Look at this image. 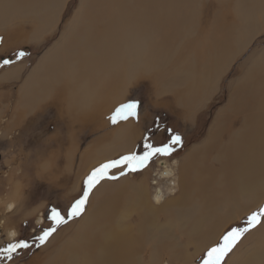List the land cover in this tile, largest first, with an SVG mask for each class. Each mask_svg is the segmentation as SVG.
Instances as JSON below:
<instances>
[{"label":"bare ground","instance_id":"6f19581e","mask_svg":"<svg viewBox=\"0 0 264 264\" xmlns=\"http://www.w3.org/2000/svg\"><path fill=\"white\" fill-rule=\"evenodd\" d=\"M67 1L0 0V34L5 41L13 36L16 46L32 35L42 42L47 36L50 38L58 26ZM214 4L202 5L203 28L195 17L202 8L199 0H81L60 41L42 55L37 67L20 87L18 108L6 126L20 125L19 120L25 118L24 107L36 113L39 107L45 110L54 106L59 120L69 129L75 123L93 125L91 129L94 130L104 128L108 124L104 117L111 112L110 107L121 102L114 98L131 90L130 83L141 74L156 77L158 72L155 70L161 68L159 66L163 69L160 72L164 73L167 69L163 59L169 54L174 59L183 51L185 56L181 62L184 67L180 69L187 88L177 89L173 83L170 93L174 104L183 106L184 120L193 122L192 114L211 101L234 61L257 37L264 35V2L253 4L248 10L233 6L230 0H217ZM212 11L215 13L211 20L208 16ZM248 27H251V33H248ZM206 32L211 36L207 37ZM198 34L202 35L199 37ZM182 37L188 39L184 44ZM178 45L181 51L175 50ZM253 57L248 59V64L252 63ZM141 67L147 71L142 72ZM21 71L15 66L4 71L2 76L5 80H16ZM168 71L165 72L167 76ZM170 74L173 82L174 78H179L174 68ZM164 76L158 74L159 80ZM159 86H156L157 92ZM228 92L230 103L214 118L207 138L191 147L184 156L176 158L173 165H168V159L163 162L164 170L159 178L171 180L174 187L169 190H178V196L166 200L161 198L159 191L155 195L156 203H152L148 172L139 180L123 179L122 183L128 182V185L122 190H110L102 185L92 195L85 217L78 224L71 223L52 240L55 256H47H52L53 260L48 261L49 257L45 256L41 261L45 264H140V242L149 231L162 232L173 226L171 222L157 224L155 220L174 214L186 217L185 212L191 210L196 219L190 218V224L179 227L187 242L194 245V252L181 250L176 254L177 245H174L168 260L176 262L175 259L180 258L183 264L188 263L198 257L205 246L217 241L229 224L248 211L246 208L259 202L260 194L257 193L264 184V52L246 68L243 76L234 84L231 82ZM2 107L7 108L6 105ZM64 110L67 115L69 113V120L64 119ZM142 131L136 120L129 119L118 127L113 138L106 133L89 143L80 158L72 190H80L82 173L105 161L107 156L133 150ZM74 133L68 131V136L72 137ZM66 148L67 157L74 159L78 150ZM59 156L58 150L53 157L58 159ZM74 167L72 163V167L65 170L71 172ZM61 171L64 173L63 169ZM131 184L136 186L135 191L127 190ZM207 190H219L216 192L223 196ZM242 202L248 203L246 208L242 207ZM9 210H14L13 205ZM134 217L141 221L132 222ZM42 222L40 217L39 223ZM12 233L16 232L9 233L15 238ZM249 243L254 244L251 250L243 251ZM161 257V254L156 255L154 264H162ZM230 264H264V228L248 235L232 254Z\"/></svg>","mask_w":264,"mask_h":264},{"label":"rangeland","instance_id":"374dc122","mask_svg":"<svg viewBox=\"0 0 264 264\" xmlns=\"http://www.w3.org/2000/svg\"><path fill=\"white\" fill-rule=\"evenodd\" d=\"M205 1L208 3H206ZM215 1L217 0L214 1L199 0L201 7L203 3H205V6L207 7L210 5L215 6L214 4ZM222 1H227V0H222ZM230 1L233 4V6L241 10H248L253 4H259L261 2H264V0H230ZM80 3L81 0H68L66 2L61 12V17L58 26L55 29L56 31L54 30L51 33L50 38L49 36H47L46 39L42 40V42H38L36 40L38 38L35 39L34 35H32L31 37L29 36V39L24 41L23 44L16 46V41L14 37L11 36L8 39V41H5L4 38V42L0 44V62H2L3 58H13L15 51L21 48L27 50L29 53V55L26 56L22 61H19L10 66L0 68V110H1L0 117L2 118L0 119L1 122L0 124V246H5L9 241L17 238L31 239V237L34 234L38 233L41 227L49 226L51 224V221L45 219L46 211L52 206H59L61 210L66 209L69 206V204L74 199L78 198L79 195L81 194L82 182H83L82 179L89 172L88 171L87 173H82L83 176L80 181V186H81L80 190H72V185L75 182V178H73L72 175L73 173L67 170H63L64 173H62L61 170L66 168L65 167L66 164L63 163L62 164L63 166H60L62 162H65L63 161L65 156L63 154L61 155L62 153L61 151L59 152L60 156L57 159L60 161L59 163H57V165L59 166V167L56 166L58 168L57 170L54 169L53 165L50 166L48 165V163L45 164L46 160L51 163H53V161L56 160L51 157L47 158L46 155L51 150L56 151L57 145H60V147H62V144L67 145L66 141L62 138L63 133H65L64 124L61 120H59L60 117L56 116L57 112L54 106L48 107L45 110H41L42 108L39 107L36 110V113H33L28 108L26 109L24 107L25 111L23 113V116H25V118L22 117L23 121L19 120V122L21 121L20 125H18L19 127L15 125L14 126L10 125L11 127L9 126L8 128L7 127L8 125L6 126V123L9 124V122H11L10 121L11 117L14 114L15 109L18 108L17 105L19 99L18 92L23 82L25 81L26 77L34 70V68L37 67V64L40 58L42 57V55L47 50H49L50 47H52V45L54 46V44L60 41L61 35L66 30L65 29L66 24L72 20V17L75 16L76 10L79 9ZM215 10L217 9L215 8ZM214 13L215 11H212L211 14L208 16V17L211 16L210 17L211 20L213 19L212 14ZM195 17H198V24H201L204 28L205 17L203 13V7L200 9V11L196 14ZM208 25L209 23L207 24V26ZM251 25L254 26L253 24ZM176 26H179L178 21H176ZM263 26L264 25H262V27ZM232 28L233 30L235 29L234 27ZM27 30L30 31L31 28H27ZM229 30L232 29L229 28ZM248 30L250 31L248 33H251L252 30L251 27H248ZM201 35L202 34L200 35L198 34L197 36L200 37ZM0 36L4 37L3 34H0ZM208 36L211 35L207 33V37ZM187 41L188 39L186 37L181 38L182 44H184ZM178 42L180 43V41ZM179 45L178 47L175 48V50L179 49ZM4 48L5 50L1 52V50ZM263 49H264V35L263 36L261 35L260 37H257L254 40V42L246 49L243 55H241L234 61L231 68L229 69V72H227V74L221 80V83H219L217 93L214 94V96L211 98V101L208 100L209 104L206 102V104L204 105L206 106L205 108L203 107L201 111L200 109L198 111L196 110L195 111L196 114H192V117H194L193 122H186L184 120V117L181 115V110L184 109L183 106L181 104L175 105L174 104L175 101H173V97L170 93V88L171 86L173 87V83L177 85V89L185 90L187 88L186 85H184L185 78L184 79L181 78L183 77V75L181 74L182 69H180V67L181 68L184 67L181 61L185 56V51L176 54L174 56V59L171 58L172 55L170 54L163 59L164 63L166 64L164 65L165 70L166 69H167L166 71L169 70L168 71L169 77L166 75L165 73L166 71L164 72L165 76L163 72L162 73L160 72L163 70L162 66H159L161 68L157 67L158 69L155 70L156 72H158V74L164 76L160 80L158 74H155L156 75L155 77L153 76L154 74L145 73L147 69H142L141 67L140 70L145 74H141L139 77H137L135 80H133L130 83L131 86L129 87V89L131 90H129L124 96L114 98V101L119 100L121 102L129 98H136L142 101V108L140 111V115L142 117L141 125L144 131V137L148 136L150 138V142L154 144H158L160 142L165 141L168 136V134L164 131V129L166 128L173 129L183 137V145L177 148V151L173 154L172 157L156 158L154 162L150 164L148 169L145 170V173L148 172V175L150 176L148 178L151 183L149 191L151 194L152 203L153 202L154 204L156 203L155 195H157L159 191H161L162 193L161 198L166 200H170L179 195L178 190H169L170 188L174 187V184L170 182L171 180H163L159 178L164 170L163 162L166 159H168L167 160L169 162L168 165H173V162L175 161L176 158L179 159V157L184 156L191 147H193L196 144L202 143L207 138L210 131L209 127L210 126L212 127L214 124L213 122L214 118L218 116L220 110L227 103H230L228 99L229 85L231 84V82H233L234 84L241 76H243L246 68H248L250 64L252 65L253 62L255 63L258 60V58L260 59V57H262V54L264 52ZM179 51L181 50L179 49ZM252 55L254 56L253 58L255 60L253 59L251 61L252 63L248 64V59H250ZM15 66H18L20 69L23 70L18 75V79L5 80L2 76L4 71ZM155 68L156 67H152V69ZM173 68L175 69V74L179 77L177 79L174 78V82L172 81V76L170 74ZM177 71L180 73L177 74ZM135 81L138 83H136ZM154 82L156 83L153 84ZM164 82H168L169 84L166 83L165 85ZM156 86L157 87L159 86L158 92H157L158 88ZM157 101H159L161 104L159 105ZM2 105H6L7 108L3 109ZM21 108L22 107L20 106L19 109ZM112 109L113 108L110 107V110ZM64 119L66 120L70 119L65 110H64ZM157 124H159L160 126L159 130H157L156 127ZM85 127H82L80 123L74 124L75 131L77 130L80 133H82V131H80L79 129ZM88 128H89L88 132L90 133L91 126H89ZM56 129H59L60 131L59 137L57 139H53L52 135L56 131ZM57 141L59 143H57ZM141 143L142 140L138 143L136 151H140ZM42 158L44 160L43 168L45 167L46 168L44 171L41 172L39 169V159ZM70 166L71 164L69 165V167ZM49 169L51 170L52 174L50 173V171H48ZM145 173L144 175L143 172L130 173L125 177H130V176L133 177L135 175L136 177L141 175H143L144 177ZM125 177H121L120 179L122 178L126 179ZM117 181H104L99 186L106 185V187L110 188V190H119L118 188H121L122 190L128 185V182L124 184L120 183L119 185L109 183V182L115 183ZM154 182L155 183L158 182V184L152 185V183ZM127 190L135 191L136 186L131 184L128 186ZM207 191L212 194L215 193L216 196H223V195H219L218 194L219 192H216L219 190H212V191L207 190ZM259 191L260 193H257L258 195L260 194L259 202L256 205L249 206V208H246L245 206L248 203L242 202L244 203L242 204V207H245L248 211L246 213H243V215L239 218V220H236L234 221V223L229 224L226 230L229 229L230 227L243 226V222L247 214L251 210H255L258 206L264 204V184H263V188H260ZM95 192L96 190L93 191V194ZM92 195L90 197V203L87 205L86 211L82 215V217L77 218L76 220L71 221L69 224L62 226L60 229H58L57 233L54 234V236L48 242L50 243V245L47 243L45 246L39 249L33 248L29 251L22 252L14 260L10 262L4 259H0V264H34V261L38 264H45V262L43 263V261H41L45 256H47L48 254H52V256L53 255L55 256L54 254L55 247L53 243L51 244L52 240H54V238L64 229L70 226L71 223L72 224L77 222L79 223V221H81L85 217L91 205ZM10 205H13L14 207V210L12 212L9 210ZM185 214L186 217L180 214H174L173 216H167V217L160 216V218H157L155 220V223L157 224H167L171 222L173 226L166 227L162 232H156L153 230L149 231V234H147L146 237H144L145 239L143 238V241L140 242V245H142V247L139 249L140 251H138L139 254L138 259H140V264H150V263L154 264L155 256L158 254L162 255L161 259L164 264L167 263L183 264V261L180 260V258L179 259L176 258L175 259L176 262L173 261L171 262L170 260H168L170 259L169 254L171 253L172 247L174 245H177L176 251L178 252L176 254H178L181 250H185V251L189 250L192 253L194 252L193 249L194 245L187 242V238L182 233H180L181 228L179 226H182V228H184L186 223L188 225L192 222V220L190 221V218L194 220L196 218L194 217V212L192 210L190 212L186 211ZM40 217L43 218V222L41 224L39 223ZM131 221L135 223V222H140L141 220L140 219L137 220V218L134 217L132 218ZM12 230H14L17 233L15 238L10 237L9 233ZM253 245H254L253 243H249L246 247L247 249L244 248L243 251H250ZM207 246L204 247L203 252L198 254V257L195 256L196 257L195 259L193 258L191 259L192 261L190 260L188 263L185 264H200V259ZM52 256H47V259L49 257L48 261H50V258L52 259ZM38 259L40 262H38ZM230 259L232 260V255L227 259V264H230L231 262Z\"/></svg>","mask_w":264,"mask_h":264},{"label":"snow or ice","instance_id":"6c2138e0","mask_svg":"<svg viewBox=\"0 0 264 264\" xmlns=\"http://www.w3.org/2000/svg\"><path fill=\"white\" fill-rule=\"evenodd\" d=\"M4 42V37L0 36V44ZM29 53L21 48L15 51L13 58H3L0 68L13 65L22 61ZM142 101L136 98H129L119 102L111 110L107 120L113 126L134 119L137 122L140 118ZM159 130V124L156 125ZM164 131L168 134L167 139L158 144L150 142V138H142L140 151L129 150L117 157L106 159L93 167L82 182L81 194L74 199L69 206L61 210L59 206H52L46 211L45 219L51 221L47 227H41L38 233L31 239L17 238L9 241L5 246H0V259L7 261L14 260L22 252L33 248L39 249L45 246L62 226L82 217L90 203L93 191L104 181H117L130 173H142L156 158H170L183 145V137L171 128ZM259 228H264V204L251 210L243 226L230 227L217 241L207 246L200 259V264H227V259L235 253L248 234ZM13 237L16 233H12Z\"/></svg>","mask_w":264,"mask_h":264},{"label":"crops","instance_id":"0c3cea01","mask_svg":"<svg viewBox=\"0 0 264 264\" xmlns=\"http://www.w3.org/2000/svg\"><path fill=\"white\" fill-rule=\"evenodd\" d=\"M111 113V112H110ZM110 113H109V115H110ZM68 115H69V113H68ZM56 116H59V115H56ZM108 116V115H107ZM107 116H105L104 117V120L107 122ZM141 120H142V117H141V115H140V118H139V121H138V126H141L142 127V125H141ZM123 124V122L121 123V124H119V125H116V126H113L111 123H109V121H108V124H106V126L104 127V128H100V129H98V130H94V129H91V128H94L93 127V125H92V127L90 128V133L88 132V130H89V128H86L87 126H89L88 124H87V126L85 127L84 125H82V127H85V128H83L82 130L81 129H79L80 131H82V133H79V131H75V129H74V127L73 128H71V129H69L67 126H65L64 128L66 129L65 131H73V132H75L74 133V136L72 135V137H70V136H68L69 134H68V131H67V133L65 132V133H63V135H62V138L66 141V143H67V146L66 145H63V147H60V145H57V150L56 151H58L59 150V152L61 151L62 152V154L63 155H65V157H66V159L68 158L67 156H68V153H67V148L66 147H71L72 148V150H78L77 151V153H76V156H75V158L73 159V158H68L70 161H69V163L71 164V166H70V168L72 167V163L73 164H75V167L74 168H72V170L74 171H71L73 174V178H77L76 177V173H77V170H78V166L80 165L79 163H80V158L82 157V153H84V149L85 148H87L86 146H89L91 143H93L94 141H96L95 139H97V138H99V137H101L103 134H110L109 135V137L110 138H113L114 136V134H115V132L117 131V129H118V127H120L121 125ZM143 129V128H142ZM86 132H85V131ZM109 131H112V133L111 132H109ZM59 129H56V131L53 133V135H52V138H54V139H56L55 138V136L57 137H59ZM94 133H95V135H94ZM55 134V135H54ZM78 134V135H77ZM57 137V138H58ZM73 137H74V139H76V140H74L73 139ZM76 137V138H75ZM86 137V138H85ZM144 137V131H142V134H141V138L137 141V143H136V145H135V147H134V149L133 150H135L136 151V148H137V146H138V143L142 140V138ZM87 141L88 139V141L86 142L85 140ZM70 140H72L71 141V143H70ZM73 140H74V142H73ZM77 141H79V143L77 142ZM85 141V142H84ZM73 143V144H72ZM90 143V144H89ZM70 144V145H69ZM59 146V147H58ZM73 147L75 148V149H73ZM65 149V150H64ZM84 150V151H83ZM66 151V152H65ZM56 152H54L53 150H51L46 156H47V158H50V157H52L53 159H55V157H53L54 156V154H55ZM73 155H74V152H71ZM67 154V155H66ZM122 154V153H121ZM52 155V156H51ZM120 154H117V155H113V156H107L106 158L107 159H109L110 157L111 158H114V157H117V156H119ZM79 158V159H78ZM68 159L65 161V159L63 160V161H65V162H62L61 163V165L60 166H63L62 164L63 163H65L66 165H65V167L67 168H69V163H68ZM71 161H72V163H71ZM60 161L59 160H55V162H53V163H51V162H49V161H45V164H47L48 163V165H57V163H59ZM78 162V163H77ZM100 162H98V164H99ZM42 164H43V166H42ZM42 167H41V166ZM76 165H77V167H76ZM39 168H40V171L42 172L43 170V167H44V160H43V158L42 159H39ZM55 166H54V168H55ZM58 167V166H57ZM57 167L55 168L56 170H57ZM65 168V169H66ZM65 169H63V170H65ZM67 171H70V169H67ZM144 173H145V171L143 172V175H144ZM143 175H141L142 177H143ZM141 176H137L136 177V175L135 176H133V177H125L126 179L125 180H130V181H133V180H136V179H140V178H142ZM84 179V178H83ZM82 179V180H83ZM123 179V178H122ZM122 179H120L119 181H117V182H115V183H111V182H109L110 184H116V185H119L120 183H122ZM133 179V180H132ZM49 180V179H48ZM60 184V183H59ZM81 187V186H80ZM101 186H99V187H97L95 190H98L99 188H100Z\"/></svg>","mask_w":264,"mask_h":264}]
</instances>
